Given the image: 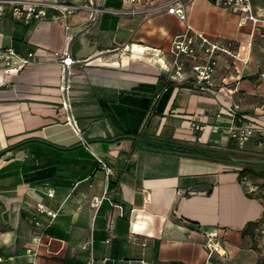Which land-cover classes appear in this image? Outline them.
Segmentation results:
<instances>
[{
  "label": "crops",
  "instance_id": "crops-1",
  "mask_svg": "<svg viewBox=\"0 0 264 264\" xmlns=\"http://www.w3.org/2000/svg\"><path fill=\"white\" fill-rule=\"evenodd\" d=\"M98 1L129 9L122 0ZM252 2L262 19L254 30L240 27L222 0L187 6L195 31L237 55L216 54L209 85L191 73L172 79V43L186 32L173 15L107 11L91 24L88 11L62 7L27 22L15 14L24 3L0 4V50L34 55L17 70L0 69V264H257L242 237L264 215L257 184L226 160L164 150L178 141L236 154L230 132L238 127L263 131L246 149L264 145V0ZM67 34L69 69L57 58ZM189 37L192 60L205 63V46ZM209 235L224 256L208 257Z\"/></svg>",
  "mask_w": 264,
  "mask_h": 264
},
{
  "label": "built area",
  "instance_id": "built-area-1",
  "mask_svg": "<svg viewBox=\"0 0 264 264\" xmlns=\"http://www.w3.org/2000/svg\"><path fill=\"white\" fill-rule=\"evenodd\" d=\"M80 4H71L63 5L51 3L49 0H0L2 3H11L13 5H20L24 3L26 5V10L22 12L19 7L15 8V14H24L26 21H30L33 18H38L44 15L45 9H61L62 7H67L72 11L86 10L89 12V23L95 24L100 15L104 12H110L113 14H127L130 16H135L139 13H149L154 15H173L180 20H182L186 27V32L183 35L177 36L171 47V54L174 55V73L172 79L176 81H185L188 79V74L191 73L195 80L199 84H210L211 79L216 71L217 60L216 54L218 52L227 54L233 58H237V55L234 54L230 49L223 48L210 41L202 33L195 31L190 24L186 21V8L193 0H122L123 4L129 6V9L124 12L106 10L102 8L98 0H80ZM222 5L226 10H230L239 15V26L245 27L250 25L252 30L262 22L261 17L255 13L252 0H222ZM68 29V28H67ZM192 33L195 38H197L201 45L205 46L204 52L206 53V61L203 64L194 63L192 57L195 54V48L192 43V39L189 37V34ZM71 42L72 36L67 34L65 49L61 54L58 55L59 63L69 69V67L74 63L71 57ZM188 56L187 59L181 61V56ZM33 54L29 53L26 56L21 55L14 51L12 48H7L0 50V69L5 71L17 70L22 66H26L31 63ZM190 57V58H189ZM163 58H160L161 61ZM244 63L247 60H243ZM190 67L188 70L187 67ZM261 77L264 78V71L261 73ZM62 92L64 97V106L65 109L70 113L71 105L68 97V84L65 81L62 85ZM238 109L237 105L231 107V111ZM69 123L75 125L74 119L69 116ZM257 132L260 134L263 131L252 128V127H238L232 128L230 132V137L235 139L238 144V148L243 150L246 148L248 141L253 137ZM82 144L94 155L95 152L91 148V145L84 138L81 139ZM100 163L102 161L100 160ZM105 167V166H104ZM109 171V169H107ZM52 196L53 194H49ZM41 209L45 210L41 207ZM49 215L54 216L51 212L46 211ZM206 249L208 252V257L213 256H224L225 250L222 245L219 243L218 239L214 235H209L207 237ZM88 264H100L94 259H90Z\"/></svg>",
  "mask_w": 264,
  "mask_h": 264
},
{
  "label": "trees",
  "instance_id": "trees-1",
  "mask_svg": "<svg viewBox=\"0 0 264 264\" xmlns=\"http://www.w3.org/2000/svg\"><path fill=\"white\" fill-rule=\"evenodd\" d=\"M171 93V88L168 87L166 92L161 96L160 101L157 106V112L162 113ZM164 150H168L170 153H174L177 155H187L195 158H203V159H212V160H226L231 161V158H238L236 154L222 153L216 150H211L209 148H203L197 145H191L187 142H170V146L164 148ZM254 166H260V168H252V167H243L239 170V177L249 176L254 179H264V164H256ZM263 218V217H262ZM256 222H250L246 225L245 229L242 231V237L245 236H253V229L258 223L262 220ZM257 264H263L261 262H257Z\"/></svg>",
  "mask_w": 264,
  "mask_h": 264
},
{
  "label": "rangeland",
  "instance_id": "rangeland-1",
  "mask_svg": "<svg viewBox=\"0 0 264 264\" xmlns=\"http://www.w3.org/2000/svg\"><path fill=\"white\" fill-rule=\"evenodd\" d=\"M264 142V140H263ZM236 155H238L239 159H249V160H264V145L259 148H255V144L248 147L247 149H243L240 151L235 152ZM227 166L235 167V168H243V167H254V168H260V166H254L256 164L252 163H242V162H236V161H228L226 163ZM251 183L257 184V193L258 197L263 203L264 206V179H249ZM248 244L250 245V248H252L256 255H257V261L264 264V215L262 220L256 225L253 229V236L247 237Z\"/></svg>",
  "mask_w": 264,
  "mask_h": 264
},
{
  "label": "water",
  "instance_id": "water-1",
  "mask_svg": "<svg viewBox=\"0 0 264 264\" xmlns=\"http://www.w3.org/2000/svg\"><path fill=\"white\" fill-rule=\"evenodd\" d=\"M232 161L242 162V163H252V164H264V160H249V159L232 158Z\"/></svg>",
  "mask_w": 264,
  "mask_h": 264
}]
</instances>
